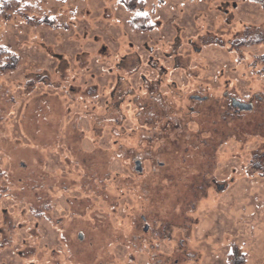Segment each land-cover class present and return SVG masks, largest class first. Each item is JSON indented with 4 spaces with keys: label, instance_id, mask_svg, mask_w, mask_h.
Returning a JSON list of instances; mask_svg holds the SVG:
<instances>
[{
    "label": "rangeland",
    "instance_id": "rangeland-1",
    "mask_svg": "<svg viewBox=\"0 0 264 264\" xmlns=\"http://www.w3.org/2000/svg\"><path fill=\"white\" fill-rule=\"evenodd\" d=\"M28 1L0 19V264H264L259 0H145L148 32Z\"/></svg>",
    "mask_w": 264,
    "mask_h": 264
},
{
    "label": "trees",
    "instance_id": "trees-1",
    "mask_svg": "<svg viewBox=\"0 0 264 264\" xmlns=\"http://www.w3.org/2000/svg\"><path fill=\"white\" fill-rule=\"evenodd\" d=\"M124 3V6L126 7L127 11L134 14L136 17L135 20H130L129 25L133 30H139L143 32H148L153 28V20L150 17V12L146 11L145 9V0H122ZM36 3H33L32 1L28 0H0V19H8L13 18L14 13L21 14L23 11H34ZM42 12V11H41ZM54 19L52 18H46L45 15L42 16L41 20L37 21L34 16L30 17L29 22H31L34 25H42L46 27L50 26H56V27H62L63 25L55 23ZM2 49L0 50V71L2 72H8V71H14L19 64V58H16L15 63L10 64L12 60V53L9 50H6L2 45ZM9 53V54H8ZM205 99H196V100H206ZM228 104V103H227ZM228 107L229 112L230 108L232 107L236 112H240L243 110H238L235 107L232 106V104ZM253 109V108H252ZM225 115V114H224ZM235 250L229 253L228 260L232 261V264H245L246 258L243 256V258H239V260H236L234 257ZM236 260V261H235Z\"/></svg>",
    "mask_w": 264,
    "mask_h": 264
},
{
    "label": "water",
    "instance_id": "water-1",
    "mask_svg": "<svg viewBox=\"0 0 264 264\" xmlns=\"http://www.w3.org/2000/svg\"><path fill=\"white\" fill-rule=\"evenodd\" d=\"M192 98H194V99H205L206 97H201L199 95H195V96H192ZM231 104L236 109L243 110V111L251 110L253 107V104L251 102H245V101H242L238 98H232ZM135 164H136V169L138 171H140V172L143 171L142 161L140 159H137L135 161ZM147 229H148V225L145 226V230H147ZM80 237L82 238L83 235L80 234Z\"/></svg>",
    "mask_w": 264,
    "mask_h": 264
},
{
    "label": "flooded vegetation",
    "instance_id": "flooded-vegetation-1",
    "mask_svg": "<svg viewBox=\"0 0 264 264\" xmlns=\"http://www.w3.org/2000/svg\"><path fill=\"white\" fill-rule=\"evenodd\" d=\"M258 3L260 4L259 6H261V7L264 9V0H259ZM251 32H252V31H251ZM251 32H249L248 29H247V30H245L243 33H244V36H246L247 34H250ZM256 34L259 35V37H258L259 40H258V41H259L260 43L264 42V38H263V36H262V35H264L263 32H256ZM252 104H253V103H252ZM252 108H253V107H252ZM80 238H81V237H80ZM81 239H83V237H82Z\"/></svg>",
    "mask_w": 264,
    "mask_h": 264
}]
</instances>
